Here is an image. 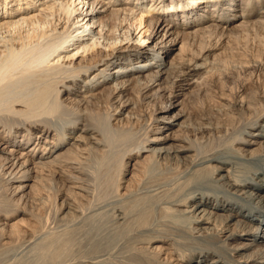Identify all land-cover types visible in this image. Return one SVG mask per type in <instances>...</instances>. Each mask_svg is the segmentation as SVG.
<instances>
[{"label":"bare ground","instance_id":"1","mask_svg":"<svg viewBox=\"0 0 264 264\" xmlns=\"http://www.w3.org/2000/svg\"><path fill=\"white\" fill-rule=\"evenodd\" d=\"M0 183V264H264V0H0Z\"/></svg>","mask_w":264,"mask_h":264},{"label":"rangeland","instance_id":"2","mask_svg":"<svg viewBox=\"0 0 264 264\" xmlns=\"http://www.w3.org/2000/svg\"><path fill=\"white\" fill-rule=\"evenodd\" d=\"M141 36H142V35H141ZM147 43H148L147 41L144 42V44H147ZM157 55L159 56V57H157V59H156V57H153V59H150V60L145 61V64H146V65L143 64L144 62L142 61V62H140V63H137V64L135 63V64H133V65H125L124 67H121V68H120V71H122V70H123V71H124V70H130V69H132L134 66H135V67L137 66V67L141 68L143 65H145V68H148L147 66H148L149 64H150V65H151V64H154V67H157V66L159 65V67L166 69L167 66H166L165 64H163V60H164V57H163V56H164V55H159V54H157ZM145 57H146V56H145ZM116 67H119V64H115V65H113L110 69H114V68H116ZM125 68H126V69H125ZM157 68H158V67H157ZM118 69H119V68H118ZM120 71H119L118 73H120ZM118 73H115V74H118ZM91 77H92V76H91ZM95 79H96V77L93 78V79H92V78H89V79H87V81L89 82V84H90L91 86H93V85H95V83H96V82H94ZM89 84H88V85H89ZM59 109H60L61 111H60ZM59 109H58L59 112H61V113H62V112H65L64 109H61V108H59ZM63 110H64V111H63ZM66 111H67V114H69V113H68L69 111H68V110H66ZM102 111H103V109L99 112V115H100V113L102 114ZM103 112H104V111H103ZM57 113H58V111H57L56 113H54V115H55V114H56V115H61L60 113H58V114H57ZM64 114H66V113H64ZM67 114H66V115H67ZM66 115H63V113H62V116H63V117H67V118H66V121H63L64 118H62V120H61L60 117H62V116H58L59 118H57V119H60V121H59V120L56 121L57 119L55 120V117H57V116H54V118H53L54 122H55V121L58 122V123L55 122L57 127L60 128V126H62V125L64 126V124L66 125V124L69 123L67 120L69 119L70 116H72V113L69 114L70 116H69V115L66 116ZM68 116H69V117H68ZM70 118H71V117H70ZM61 123H62V124H61ZM139 126L142 127L141 125H139ZM137 127H138V126H136V129H135V128H134V129L132 128V130H133V133H135V134H136V132L138 133V135L136 134V135H137L136 137L138 138L139 135H140V137L142 136V133H143V129H142V128H143V127L140 128V129H137ZM135 130H138V131H135ZM141 130H142V132H141ZM128 131H131V130H128ZM128 131H126V132H128ZM134 131H135V132H134ZM131 132H132V131H131ZM116 134H118V133H116ZM116 134H114L113 137H115ZM125 134H127V133H125ZM125 134H124L123 136L126 137L127 135H125ZM131 134H132V133H128L129 136H130ZM110 135L112 136L113 134L111 133ZM111 136H110V137H111ZM118 136H119V135H116L115 140H114L113 137H111V138H112V141H113V142H114V141L116 142ZM129 136L126 137L127 140H129V138H130ZM134 136H135V135H134ZM134 136L132 135V136H131V137H132V140H131V141H128V142H131V143H132V141H133V143H134V142H136V140H137V141L139 140V138H138V139L135 138V140H133V137H134ZM125 137H124V138H125ZM128 137H129V138H128ZM120 138H121L120 140H119V138H118V142L113 143V146H112V147H111V145H112L111 142H112V141L110 142V143H111L110 147H111V149L114 148V150L112 149V150L114 151V153L112 152V150H110L111 152H109V158H108V156H106V159H104L105 161H106V160H107V161L110 160V156H111L112 153L115 155V153L120 152V148H122L123 146L125 147V145H128V144L130 145V143H126L127 141H126V142L124 141V139L122 138V136H120ZM126 138H125V140H126ZM121 140H122V141H121ZM115 144H116V145L118 144V145L115 146ZM120 144H121V145H120ZM120 146H121V147H120ZM116 147H117V148L119 147V148H118L119 150H118ZM124 147H123L122 149H124ZM115 148L117 149L118 152H117V151L115 152ZM122 149H121V150H122ZM107 158H108V159H107ZM111 159H112V158H111ZM97 161H98V162H97ZM97 161H96V162L98 163V166H97L98 168H99V166H101V165H105V166H101V167L99 168L100 170H99L98 168H97V169H96V168L94 169L93 167H96V166H93V165H94L96 162L93 161L94 164L91 163L92 166L90 165V167H92V168L90 169V167H89L90 171L92 170V171H91V173H93L92 175H94V173H96V174L94 175L95 178H93L94 176L92 177V178H93V181L96 179V181H95L96 185H98L101 181L104 183L103 180L105 179V176L102 174L103 172H104V174H106L107 171L110 170L109 172H111V169H113V168H112L113 166L111 165V164H113V163H108V165H106L107 162H105V164H104V162L102 163V160H100L101 162H99V160H97ZM111 162H112V161H111ZM97 163H96L95 165H97ZM99 163H102V164L99 165ZM109 164H110V166H111V169H109ZM102 167H103V169H102ZM106 167H108V168H106ZM105 168H106L107 170H106ZM93 169H94V170H93ZM104 169L106 170V172H105ZM112 172H113V171H112ZM110 175H111V174H108V173H107L106 178H109ZM97 176H98V177H97ZM99 176H102L101 178H104V179H103V180H102V179H99ZM97 179H99V180H97ZM105 181H106V179H105ZM102 182H101V183H102ZM97 183H98V184H97ZM101 183H100L99 185H102V187L105 189L104 186H105L106 183H105V184H101ZM99 185H98V187H99V189L101 190V187H100ZM0 187L2 188L1 183H0ZM1 188H0V189H1ZM99 189H98V190H99ZM98 190H97V191H98ZM102 190H103V189H102ZM102 190H101V192H102ZM0 191L3 192L2 189H1ZM1 192H0V197L3 195V193H1ZM2 197H3V196H2ZM2 197H1V199H0L1 202H2V199H3Z\"/></svg>","mask_w":264,"mask_h":264}]
</instances>
